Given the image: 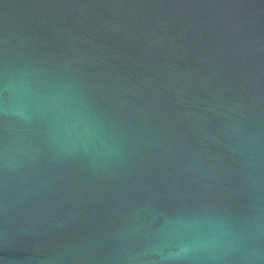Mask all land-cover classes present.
Returning a JSON list of instances; mask_svg holds the SVG:
<instances>
[{
  "label": "water",
  "instance_id": "water-1",
  "mask_svg": "<svg viewBox=\"0 0 264 264\" xmlns=\"http://www.w3.org/2000/svg\"><path fill=\"white\" fill-rule=\"evenodd\" d=\"M0 264H264V0H0Z\"/></svg>",
  "mask_w": 264,
  "mask_h": 264
}]
</instances>
